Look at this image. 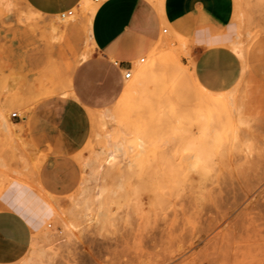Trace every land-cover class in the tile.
Wrapping results in <instances>:
<instances>
[{
    "label": "rangeland",
    "instance_id": "rangeland-1",
    "mask_svg": "<svg viewBox=\"0 0 264 264\" xmlns=\"http://www.w3.org/2000/svg\"><path fill=\"white\" fill-rule=\"evenodd\" d=\"M101 1L62 18L0 0V213L19 212L24 228L0 264H264V0H232L227 25L193 34L161 9L129 79L94 51ZM30 35L43 59L27 66ZM76 76L104 99L86 104L88 137L70 153L78 179L56 194L39 178L55 149L29 124L58 113Z\"/></svg>",
    "mask_w": 264,
    "mask_h": 264
},
{
    "label": "crops",
    "instance_id": "crops-1",
    "mask_svg": "<svg viewBox=\"0 0 264 264\" xmlns=\"http://www.w3.org/2000/svg\"><path fill=\"white\" fill-rule=\"evenodd\" d=\"M29 2L43 14L62 13L80 4V0ZM162 2L102 0L96 6L89 36L94 42V51L100 53L103 59L102 63L107 62L118 79V71L122 67H129V64L132 66L130 60L135 55L137 39H155L159 35L161 9L178 29L193 34L204 25H227L232 7V0H165L160 8ZM201 18L205 21L201 22ZM198 38L201 41L209 39L207 34H199ZM40 50V38L30 35L24 47V64L32 65L43 59L40 57ZM116 62L121 66H117ZM75 78L74 95L65 101L58 113L55 116L35 118L29 124L30 133L42 148L52 144L55 149L42 163L39 178L46 190L56 194L68 192L77 182L78 170L70 153L88 137L90 123L85 110L86 104L92 101L102 102L104 99L94 100L81 77ZM111 94L112 92H107L103 95L107 99ZM19 217L21 215L17 211L0 213V257L14 253V249L21 246L20 233L24 228Z\"/></svg>",
    "mask_w": 264,
    "mask_h": 264
},
{
    "label": "bare ground",
    "instance_id": "bare-ground-1",
    "mask_svg": "<svg viewBox=\"0 0 264 264\" xmlns=\"http://www.w3.org/2000/svg\"><path fill=\"white\" fill-rule=\"evenodd\" d=\"M152 1H156V0H152ZM157 5V4H156ZM91 8V7H90ZM93 10H95V9H93ZM92 11V10H91ZM62 13H64V12H62ZM62 13H61V15H62ZM72 14V12L70 13V15ZM90 14V13H89ZM88 15V14H87ZM64 16H69V15H66V14H64ZM62 17V16H61ZM63 18V17H62ZM85 20H86V18H85ZM90 20V19H89ZM88 21V20H87ZM52 26L53 27H55V25L54 24H52ZM51 27V26H50ZM56 28V27H55ZM57 40V39H56ZM54 46V45H53ZM157 58L156 59H154V60H152V62H150L148 65H147V67H149V66H153L154 64H156V62H157ZM147 67H144V69L146 68L147 69ZM144 69H142L141 71H140V74L135 78V81L136 82H138V83H142L143 81H144V79L146 78L145 77V70ZM127 93H128V86H125L124 87V90H123V92H122V95H121V97H120V101L122 102V101H124V99H125V96L127 95ZM118 102V101H117ZM88 113V112H87ZM5 113H2V115H4ZM88 115L89 116H91V114H89L88 113ZM95 115V114H94ZM88 116V117H89ZM4 117V116H3ZM90 118V117H89ZM5 119H6V121L7 122H10V124H13L11 121H9V118L7 117V115H6V117H5ZM93 121H95V120H93ZM9 124V125H10ZM12 126V125H11ZM12 131H14V129H13V127H9ZM122 145V144H121ZM138 152H139V150H138ZM141 156V155H140ZM132 157H134V156H132ZM136 158V157H135ZM38 160V159H37ZM42 160V159H41ZM37 162V161H36ZM40 162V161H39ZM40 164H41V162L40 163H38V167L40 166ZM42 191V190H41ZM48 197V196H47ZM48 199V198H47ZM46 200V199H45ZM48 203L49 204H51L49 201H48ZM52 206V205H51ZM52 208V207H51Z\"/></svg>",
    "mask_w": 264,
    "mask_h": 264
},
{
    "label": "built area",
    "instance_id": "built-area-1",
    "mask_svg": "<svg viewBox=\"0 0 264 264\" xmlns=\"http://www.w3.org/2000/svg\"><path fill=\"white\" fill-rule=\"evenodd\" d=\"M95 2H98L99 0H94ZM71 10L65 11L64 13H62V17H64V14L66 15H70ZM164 32L166 30H163ZM141 61H143V59H141ZM117 66H121V64L119 63H115ZM122 71H123V78L125 79H129L131 77V66L129 64V67H122ZM11 118H19V115L17 114V112H12L11 113Z\"/></svg>",
    "mask_w": 264,
    "mask_h": 264
}]
</instances>
